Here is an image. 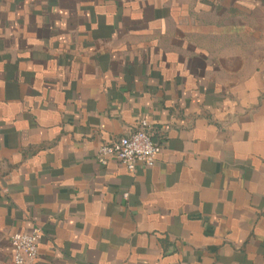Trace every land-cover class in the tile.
Listing matches in <instances>:
<instances>
[{
    "label": "crops",
    "instance_id": "0c3cea01",
    "mask_svg": "<svg viewBox=\"0 0 264 264\" xmlns=\"http://www.w3.org/2000/svg\"><path fill=\"white\" fill-rule=\"evenodd\" d=\"M146 119L155 164L96 160ZM264 264V0H0V264Z\"/></svg>",
    "mask_w": 264,
    "mask_h": 264
},
{
    "label": "built area",
    "instance_id": "2783aa9c",
    "mask_svg": "<svg viewBox=\"0 0 264 264\" xmlns=\"http://www.w3.org/2000/svg\"><path fill=\"white\" fill-rule=\"evenodd\" d=\"M159 144L153 140V128L146 119H140L137 128L129 134L100 144L96 160L101 165L113 161L129 171L138 164L152 167L155 164ZM40 228L17 232L10 236L13 264H31L38 256Z\"/></svg>",
    "mask_w": 264,
    "mask_h": 264
}]
</instances>
